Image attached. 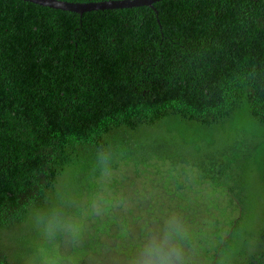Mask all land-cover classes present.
<instances>
[{
	"label": "trees",
	"instance_id": "1",
	"mask_svg": "<svg viewBox=\"0 0 264 264\" xmlns=\"http://www.w3.org/2000/svg\"><path fill=\"white\" fill-rule=\"evenodd\" d=\"M153 5L79 14L0 0V264H16L9 237L30 229L36 236L38 212H87L102 176L111 203L88 254L99 258L108 236L119 250L137 248L139 234L173 223L176 208L140 199L124 209L113 179L155 168L172 187L194 167L237 200L231 228L202 213L209 220L195 228L201 236L186 241L214 248L203 262L220 264L246 218L245 188L235 186L242 157H252L264 183V0ZM213 221L217 227H207ZM229 264H264V217L249 249Z\"/></svg>",
	"mask_w": 264,
	"mask_h": 264
},
{
	"label": "rangeland",
	"instance_id": "2",
	"mask_svg": "<svg viewBox=\"0 0 264 264\" xmlns=\"http://www.w3.org/2000/svg\"><path fill=\"white\" fill-rule=\"evenodd\" d=\"M238 124H241L242 127H250V123H248L247 119H238ZM238 165H241V167L240 169H237L235 186L245 188L243 191L245 198L242 201V213L244 212L246 218L240 226L233 227L228 247L223 250L222 255L218 258L220 264H229L234 260L236 262L238 257L242 256L249 249L251 239H255V230H257L258 225L262 222L264 217V183H262L260 179L258 167L256 163L252 161V157L250 156L242 157ZM156 172L157 170L153 168L151 171L143 170L140 175H128L127 173H124L122 174L121 179L115 177L110 186L117 194H121V199L115 200L113 197L112 199H114V201L120 206H123L124 209L133 205L139 206L141 204L140 199L148 202L151 206H155L158 202H168L167 204L169 207L176 208L172 209L173 223L179 226L187 234L183 239L184 264H202L203 259L215 255V249L209 248L201 250L189 246L186 241L189 242L191 238L201 236V231L195 230V228H197L200 220H209L207 218H201L202 213L209 214L211 220L217 217L220 218L221 221L226 224L228 229L229 226L231 228L230 219H232L234 213L233 208L237 207V200L235 199L232 201L227 189L223 185H220L216 179L207 180L205 178V168L197 169V167H194L189 169L188 174L180 173L173 179L172 187H168L162 182L160 177H156ZM151 175L154 177L151 178ZM181 176L183 177L181 178ZM110 177L112 179L113 175L111 174ZM185 177H187L188 182L186 185L183 184V188L180 190L178 183L183 182ZM143 187L145 191L149 190L150 194L155 193L154 197L153 195H149L144 198L143 195L140 194L141 188L143 189ZM231 187H233V183H231ZM157 189L159 191H157ZM110 192L113 193V190ZM122 193H124V195H122ZM195 210L196 214H194ZM195 217H197L196 220L198 221L193 222L192 219ZM144 220L145 219L139 222L143 224ZM87 222L89 226V235L81 243L88 249L91 248L88 244H93L92 237H94V229H97L98 227L95 225L97 223L96 219H94V221L87 220ZM215 222L216 221L208 223L207 227L210 228V226L213 225V227L216 228L217 223ZM154 225V231L153 229L146 227V231H143V233L140 234L139 228L136 227L134 231L139 234V243L141 241L144 242V240H147L152 235L158 234L164 227L163 223L159 224L155 222ZM33 232L35 231L30 229L29 234L26 236L24 235V232H22L19 234L16 233V236L14 237H9L11 239L8 241H10L12 246L11 253L13 261L16 264H25L26 258L33 253V241L36 237ZM141 237H144V239H141ZM110 238L111 236H108L106 239H102V241L105 243L107 241L108 244L106 243V246L115 247V251L113 248L108 249L106 246L102 247V249H100L102 252L100 253L103 254L99 255V258L95 260V258L91 256L92 253H90L82 259L81 264H129V261H131L130 258H134V254L138 247L122 248L119 250L117 246L118 240L113 239L112 241ZM214 241L217 242L216 237L214 238ZM21 243L26 246L22 245L20 247ZM57 244L59 245L62 254L66 256L72 255L76 247L73 242V237L68 232H63L59 235L57 238ZM125 258H127V261ZM204 263L205 262H203V264Z\"/></svg>",
	"mask_w": 264,
	"mask_h": 264
},
{
	"label": "clouds",
	"instance_id": "3",
	"mask_svg": "<svg viewBox=\"0 0 264 264\" xmlns=\"http://www.w3.org/2000/svg\"><path fill=\"white\" fill-rule=\"evenodd\" d=\"M105 179L101 177V190L91 200L87 212L67 217L53 209L49 213H37L34 225L37 235L33 241L34 251L25 264H81L88 255V249L81 243L89 235L88 216L102 221L109 211V194L104 189ZM63 232L73 237L76 247L72 255L62 254L57 238ZM187 234L177 225L168 222L161 231L140 244L129 264H184L183 239Z\"/></svg>",
	"mask_w": 264,
	"mask_h": 264
},
{
	"label": "water",
	"instance_id": "4",
	"mask_svg": "<svg viewBox=\"0 0 264 264\" xmlns=\"http://www.w3.org/2000/svg\"><path fill=\"white\" fill-rule=\"evenodd\" d=\"M32 2L41 6L51 7L64 11L76 12L84 14L86 12L97 10H109L115 8L139 7V6H152L160 0H103L92 2H74L67 0H24Z\"/></svg>",
	"mask_w": 264,
	"mask_h": 264
}]
</instances>
